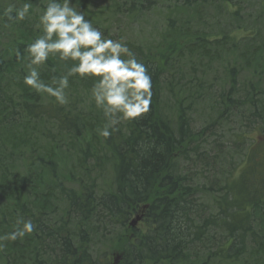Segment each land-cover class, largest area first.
<instances>
[{
    "label": "trees",
    "instance_id": "trees-1",
    "mask_svg": "<svg viewBox=\"0 0 264 264\" xmlns=\"http://www.w3.org/2000/svg\"><path fill=\"white\" fill-rule=\"evenodd\" d=\"M72 2L146 65L152 104L98 136L91 79H70L65 105L23 84L37 14L0 19V235L35 226L0 264H264V0ZM150 14L158 32L132 38Z\"/></svg>",
    "mask_w": 264,
    "mask_h": 264
},
{
    "label": "clouds",
    "instance_id": "clouds-1",
    "mask_svg": "<svg viewBox=\"0 0 264 264\" xmlns=\"http://www.w3.org/2000/svg\"><path fill=\"white\" fill-rule=\"evenodd\" d=\"M41 3L42 10L34 8L32 0H24L19 7L8 3L0 14L6 26L33 14L38 16L36 38L25 45L22 54L18 52V58L26 61L23 84L65 105L70 79H91V100L105 119L96 131L105 139L119 131L122 122H134L148 113L153 96L152 76L127 44L108 38L72 0H41ZM50 58H56L64 71L45 82L41 70ZM34 227L31 219L17 218L13 230L0 235V250L5 247L4 241L22 240Z\"/></svg>",
    "mask_w": 264,
    "mask_h": 264
},
{
    "label": "rangeland",
    "instance_id": "rangeland-1",
    "mask_svg": "<svg viewBox=\"0 0 264 264\" xmlns=\"http://www.w3.org/2000/svg\"><path fill=\"white\" fill-rule=\"evenodd\" d=\"M160 11H156L158 13ZM155 13V12H154ZM153 14V13H152ZM150 14L149 16L142 17L138 19L133 25H130V36L132 38H137L138 40H141L142 38L148 39L150 37V34H154L155 32H158V27L160 26V20L155 19L156 17ZM125 20L122 21L121 27L124 26ZM233 129H236L234 125H231L232 132H235ZM251 137L257 138L258 136H262L264 139V133L261 134L255 133L251 134ZM138 227L142 228V226L139 224ZM104 251V249H101Z\"/></svg>",
    "mask_w": 264,
    "mask_h": 264
},
{
    "label": "water",
    "instance_id": "water-1",
    "mask_svg": "<svg viewBox=\"0 0 264 264\" xmlns=\"http://www.w3.org/2000/svg\"><path fill=\"white\" fill-rule=\"evenodd\" d=\"M141 220V216L140 215H137L131 222H130V225L135 227L137 225V223ZM119 263V257H117L115 259V264Z\"/></svg>",
    "mask_w": 264,
    "mask_h": 264
}]
</instances>
